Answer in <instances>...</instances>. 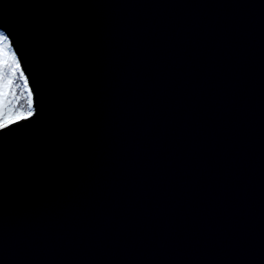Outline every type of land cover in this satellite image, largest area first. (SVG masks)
Here are the masks:
<instances>
[{
	"label": "water",
	"instance_id": "1",
	"mask_svg": "<svg viewBox=\"0 0 264 264\" xmlns=\"http://www.w3.org/2000/svg\"><path fill=\"white\" fill-rule=\"evenodd\" d=\"M38 112L0 133V264H264V0H0Z\"/></svg>",
	"mask_w": 264,
	"mask_h": 264
},
{
	"label": "snow or ice",
	"instance_id": "2",
	"mask_svg": "<svg viewBox=\"0 0 264 264\" xmlns=\"http://www.w3.org/2000/svg\"><path fill=\"white\" fill-rule=\"evenodd\" d=\"M11 29L0 23V133H6L9 125L22 118L32 117L38 112L34 106L32 89L27 90V108H18L8 100L6 88L10 80H3V72L10 69L13 73L20 70V59L13 47L14 40L10 34ZM22 71V70H21ZM27 82V77H24Z\"/></svg>",
	"mask_w": 264,
	"mask_h": 264
},
{
	"label": "trees",
	"instance_id": "3",
	"mask_svg": "<svg viewBox=\"0 0 264 264\" xmlns=\"http://www.w3.org/2000/svg\"><path fill=\"white\" fill-rule=\"evenodd\" d=\"M22 72L17 70L13 73L10 69H5L3 72V80H10L6 91L8 100L18 108H27V85L23 80ZM3 81H0L2 83Z\"/></svg>",
	"mask_w": 264,
	"mask_h": 264
},
{
	"label": "rangeland",
	"instance_id": "4",
	"mask_svg": "<svg viewBox=\"0 0 264 264\" xmlns=\"http://www.w3.org/2000/svg\"><path fill=\"white\" fill-rule=\"evenodd\" d=\"M20 72H21V70H20ZM23 76V75H22ZM23 80L25 81V79H24V77H23ZM27 85V84H26ZM28 90V89H27Z\"/></svg>",
	"mask_w": 264,
	"mask_h": 264
}]
</instances>
